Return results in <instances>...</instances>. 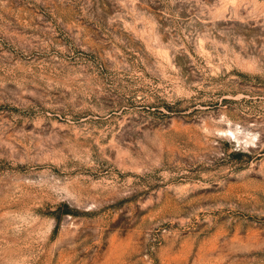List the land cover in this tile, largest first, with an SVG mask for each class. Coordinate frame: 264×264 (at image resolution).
Here are the masks:
<instances>
[{"label":"rangeland","instance_id":"obj_1","mask_svg":"<svg viewBox=\"0 0 264 264\" xmlns=\"http://www.w3.org/2000/svg\"><path fill=\"white\" fill-rule=\"evenodd\" d=\"M0 264H264V0H0Z\"/></svg>","mask_w":264,"mask_h":264}]
</instances>
